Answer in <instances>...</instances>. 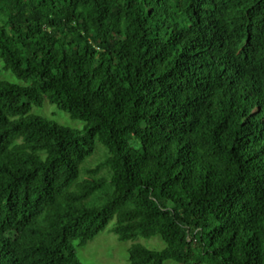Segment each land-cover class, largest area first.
<instances>
[{
    "label": "trees",
    "instance_id": "obj_1",
    "mask_svg": "<svg viewBox=\"0 0 264 264\" xmlns=\"http://www.w3.org/2000/svg\"><path fill=\"white\" fill-rule=\"evenodd\" d=\"M0 59V264H264V0H0Z\"/></svg>",
    "mask_w": 264,
    "mask_h": 264
},
{
    "label": "rangeland",
    "instance_id": "obj_2",
    "mask_svg": "<svg viewBox=\"0 0 264 264\" xmlns=\"http://www.w3.org/2000/svg\"><path fill=\"white\" fill-rule=\"evenodd\" d=\"M0 79L23 83L9 70L3 69V63L0 59ZM32 113L44 116L56 121L64 126L80 129L83 122L73 119L63 110L58 109L55 105L45 101L42 106H33ZM105 155V150L101 144L97 143L94 153L82 164L83 168L94 166ZM114 220L108 222L106 227L100 231L93 239L87 241L84 245H78L74 242L76 257L83 264H128V247L139 242L151 249H161L165 246L163 240L154 235L151 237H137L136 239L119 240L114 234L112 227ZM164 264H179L172 259H166ZM205 264V263H203Z\"/></svg>",
    "mask_w": 264,
    "mask_h": 264
}]
</instances>
